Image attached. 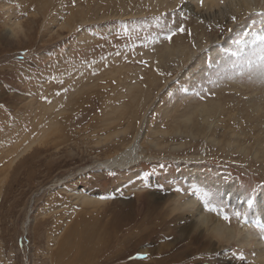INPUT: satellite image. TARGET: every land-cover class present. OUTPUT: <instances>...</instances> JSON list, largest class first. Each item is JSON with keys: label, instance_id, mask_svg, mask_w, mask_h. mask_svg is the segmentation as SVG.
<instances>
[{"label": "rangeland", "instance_id": "obj_1", "mask_svg": "<svg viewBox=\"0 0 264 264\" xmlns=\"http://www.w3.org/2000/svg\"><path fill=\"white\" fill-rule=\"evenodd\" d=\"M254 1L0 0V264H251L184 228L196 209L232 225V193L260 212ZM136 134L145 159L98 166Z\"/></svg>", "mask_w": 264, "mask_h": 264}, {"label": "bare ground", "instance_id": "obj_2", "mask_svg": "<svg viewBox=\"0 0 264 264\" xmlns=\"http://www.w3.org/2000/svg\"><path fill=\"white\" fill-rule=\"evenodd\" d=\"M209 1H211L212 3L214 2V4H216L218 2L220 3L221 1L223 3L226 0H209ZM227 2L230 3L232 10L236 11V10H239L238 8H240V9H242V12L247 13V14L250 13L252 7L255 6V4H254L255 1L252 2V0H227ZM234 2H235V5L233 4ZM219 3H218V6H219ZM224 4H226V3L224 2ZM212 6H213V4H212ZM224 7H225V5H224ZM228 7L229 6H227V8ZM209 8H210V6H208V10H209ZM215 8H218L217 5L215 6ZM254 8H258V7H254ZM208 10H206V11H208ZM219 10H220V8H219ZM226 11H228V10H226ZM239 13L240 12L238 11V14ZM229 14H230V12H229ZM234 14H235V12H234ZM236 16H238V15H236ZM263 36L264 35H262L260 37H263ZM203 105H202V107H203ZM137 136H138L137 134L134 135L132 142L129 145H127L122 151H119L118 153H116L112 157L107 158L104 161H101L98 166L108 167L109 169L110 168H116V169H126L127 168L128 169L131 166H134V165L138 164L140 161H142L143 160L142 159L143 154L138 149L139 144H137V142H138L137 139H139V138ZM258 199L261 200L260 202L262 203V204H260V212L258 210L257 211L253 210L252 211L253 214H251L252 213L251 212L250 213L251 215L244 217L243 211H244V208L247 206L246 199L242 198V196H239L238 193H232L230 195H227V197H223V203L226 205H229L230 208L233 207L236 213L238 211L237 207H238V209L242 210L238 214L234 215L235 217L232 221L233 222L232 225H229L228 223H226L225 220H224V222L221 221V219H219L218 217H214V216L212 217V214H210V215L203 214V212H201V210L197 211V209H196L195 213L197 212V215L196 214L195 215L197 216V218H196L195 222L189 223V225L185 226L184 229H186V230L190 229L193 231L195 230V232H196V229H201V231H199L198 234L199 235L204 234L203 236L208 234V236H206V238H205V239H207L205 242H208V243L210 242L212 244L216 243V242H219V243L223 242L224 243L223 246H225L229 242L236 240V242H237V244H239L240 248H242V249L250 248L251 249V252L253 254V256L251 255L253 257V259L251 260V264H264V240L261 241V237L256 239L255 237L258 235V233L254 229H251V227L250 228L248 227V224H252L253 222L261 223L264 225V195L259 196ZM178 205L181 207L184 206L185 208L188 207V208H186L188 210H193V202H191V201L180 203V204L177 203V206ZM176 207H174V209ZM190 207H192V209ZM258 212H259V214H257ZM261 224H259V225H261ZM221 250H224V249H221ZM59 256L60 255L57 253L56 257L59 258ZM219 257L221 258L222 256H219ZM206 260H208V259H206ZM213 261H215L214 264H230L228 262H223V261H220L219 263H217L216 260H213Z\"/></svg>", "mask_w": 264, "mask_h": 264}]
</instances>
